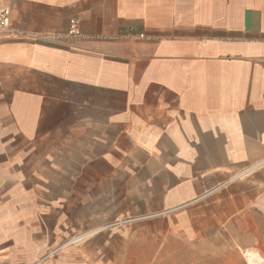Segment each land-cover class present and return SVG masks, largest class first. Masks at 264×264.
<instances>
[{
	"label": "crops",
	"instance_id": "obj_1",
	"mask_svg": "<svg viewBox=\"0 0 264 264\" xmlns=\"http://www.w3.org/2000/svg\"><path fill=\"white\" fill-rule=\"evenodd\" d=\"M0 3V264H263L264 0Z\"/></svg>",
	"mask_w": 264,
	"mask_h": 264
},
{
	"label": "built area",
	"instance_id": "obj_2",
	"mask_svg": "<svg viewBox=\"0 0 264 264\" xmlns=\"http://www.w3.org/2000/svg\"><path fill=\"white\" fill-rule=\"evenodd\" d=\"M20 36H23V34L15 30L12 25L11 8L0 3V40H15V39L20 38ZM67 37L69 38H80L81 37V31L79 29V24L77 21L72 20L70 22ZM53 38L55 39L58 37H53V36L48 35V36L43 37L42 39L50 40Z\"/></svg>",
	"mask_w": 264,
	"mask_h": 264
},
{
	"label": "rangeland",
	"instance_id": "obj_3",
	"mask_svg": "<svg viewBox=\"0 0 264 264\" xmlns=\"http://www.w3.org/2000/svg\"><path fill=\"white\" fill-rule=\"evenodd\" d=\"M228 256H234L235 257L236 254L234 252H229ZM133 261H134V259H133ZM157 261H158V263H156V264H172V258H171L170 250L166 251L165 255L162 256L161 258H158ZM134 264H136V263H134Z\"/></svg>",
	"mask_w": 264,
	"mask_h": 264
},
{
	"label": "bare ground",
	"instance_id": "obj_4",
	"mask_svg": "<svg viewBox=\"0 0 264 264\" xmlns=\"http://www.w3.org/2000/svg\"><path fill=\"white\" fill-rule=\"evenodd\" d=\"M247 257L249 258V261L250 262H256V263H259V262H263L262 260H261V258L257 255V254H254V253H249L248 255H247ZM263 264H264V262H263Z\"/></svg>",
	"mask_w": 264,
	"mask_h": 264
}]
</instances>
